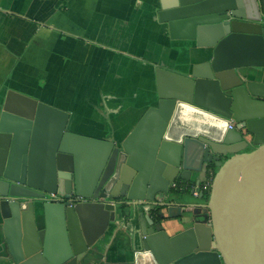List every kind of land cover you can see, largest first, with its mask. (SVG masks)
I'll return each instance as SVG.
<instances>
[{"label": "water", "instance_id": "water-1", "mask_svg": "<svg viewBox=\"0 0 264 264\" xmlns=\"http://www.w3.org/2000/svg\"><path fill=\"white\" fill-rule=\"evenodd\" d=\"M157 17L202 61L157 69L158 105L124 140L70 132L69 114L43 103L32 118L0 113L13 264H81L122 215L133 264H264V0H161ZM211 165L203 208L175 194Z\"/></svg>", "mask_w": 264, "mask_h": 264}, {"label": "crops", "instance_id": "crops-1", "mask_svg": "<svg viewBox=\"0 0 264 264\" xmlns=\"http://www.w3.org/2000/svg\"><path fill=\"white\" fill-rule=\"evenodd\" d=\"M160 6L161 0H0V113L32 118L43 103L69 114L70 132L124 140L158 105L157 69L184 74L202 61L196 42L170 38L158 21ZM218 170L211 165L175 194L203 208L204 194L189 192ZM127 219L111 224L81 264H133ZM173 224L171 235L183 229ZM0 264H13L1 230Z\"/></svg>", "mask_w": 264, "mask_h": 264}, {"label": "built area", "instance_id": "built-area-1", "mask_svg": "<svg viewBox=\"0 0 264 264\" xmlns=\"http://www.w3.org/2000/svg\"><path fill=\"white\" fill-rule=\"evenodd\" d=\"M212 181H208L205 183L204 187H202L200 190H196L195 191V195H199V193L201 192L202 194H204V191H207L209 187H211L212 185ZM182 185L180 183H173L172 187L174 189H178L180 190L182 187ZM48 198L50 199V201H60L62 199L61 196L57 195V194H49L48 195Z\"/></svg>", "mask_w": 264, "mask_h": 264}, {"label": "trees", "instance_id": "trees-1", "mask_svg": "<svg viewBox=\"0 0 264 264\" xmlns=\"http://www.w3.org/2000/svg\"><path fill=\"white\" fill-rule=\"evenodd\" d=\"M213 178L211 180H213ZM210 192H211V187H209L207 191H204V196L203 197L206 199V201H208V199H209Z\"/></svg>", "mask_w": 264, "mask_h": 264}]
</instances>
